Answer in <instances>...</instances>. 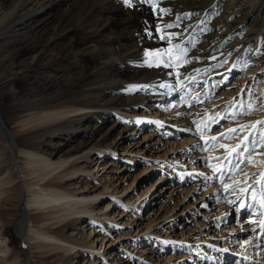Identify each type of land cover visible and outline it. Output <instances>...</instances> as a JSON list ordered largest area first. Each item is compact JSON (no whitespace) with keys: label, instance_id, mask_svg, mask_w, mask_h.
I'll return each instance as SVG.
<instances>
[{"label":"rangeland","instance_id":"rangeland-1","mask_svg":"<svg viewBox=\"0 0 264 264\" xmlns=\"http://www.w3.org/2000/svg\"><path fill=\"white\" fill-rule=\"evenodd\" d=\"M195 1L168 0L172 8L163 12L152 0H131V6L124 0H72L55 15L57 29L114 18L106 35L123 44L118 55L135 50L121 63L128 72L123 77L148 95L133 114L105 109L112 115L97 132L101 152L91 150L78 160L75 154L70 161L80 170L61 176L69 161L45 179L50 184L62 179L74 195L65 205L77 200L74 218L90 221L85 228L92 231L94 248L56 250L57 257H70L69 264H264V123H258L264 121V61L231 65L227 73L189 83L204 27L224 5L213 3L211 18L210 8L200 14L207 0ZM189 2L194 3L188 7ZM68 3L61 0L56 9ZM186 10L191 13L183 17ZM173 11L193 29L179 27V20L170 18ZM256 42L259 49L264 40ZM211 53L201 62L213 60ZM170 78L174 85L163 91ZM180 81L189 84L177 89ZM114 115L130 123L124 126ZM6 122L9 131L17 127L13 119ZM79 139L57 135L53 143L67 141L68 152ZM10 148L12 164L2 176L14 171L28 195L20 174L26 163ZM81 195L91 198L81 202ZM79 226L77 220L72 237H80ZM7 232L12 244L6 254L22 253L15 262H41L30 247L33 241L17 233L15 223Z\"/></svg>","mask_w":264,"mask_h":264},{"label":"bare ground","instance_id":"bare-ground-1","mask_svg":"<svg viewBox=\"0 0 264 264\" xmlns=\"http://www.w3.org/2000/svg\"><path fill=\"white\" fill-rule=\"evenodd\" d=\"M71 1L65 8L56 9L61 0H0V264H18L15 257L22 255L5 252L12 244L7 232L12 223L17 233L33 241L30 247L39 254L41 264H69V256L57 257L58 248L64 251H70L75 245L94 248L92 231L87 232L85 228L90 221L86 222L83 215L74 218L77 211H71L78 201L65 205L64 200L73 198V193L62 179L54 184L45 179L68 164L75 154L78 160L87 158L91 150L101 152L97 146L102 139L97 138V132L102 121L112 115L105 109L121 108L133 114L135 105L148 97L123 77L128 72L121 63L135 50L118 55L123 44L106 35L114 18L95 20L90 27L78 21L71 27L57 29L55 15L66 11ZM152 1L159 2L156 8L163 12L172 8L168 0ZM216 2L224 3L223 10L218 18L211 19L213 24L204 27L202 43L197 45L195 62L190 67L189 83L212 79L221 70L227 73L231 65L239 67L264 61V43L255 48L257 39L264 40V0H207L200 5V14L210 8V17H215L211 5ZM193 3L189 2L188 7ZM190 11L186 10L183 17ZM183 17L176 11L170 16L179 20L183 30L193 29ZM252 31L255 37L250 34ZM231 33L235 38L226 43ZM246 52L249 54L244 56ZM210 53L214 59L201 62ZM29 73L33 74L29 76ZM168 81L161 86L163 91L174 85L171 78ZM184 81L179 82L177 89L189 84ZM114 116L124 126L130 123L121 115ZM7 118L17 123L12 131L8 130ZM57 135L66 140L72 135L80 139L66 152L67 141L53 143ZM9 147L12 152H19L26 163L20 174L28 195L20 189L21 181L14 171L2 176L12 164ZM75 159L62 169L61 176H71L80 170L74 167ZM80 197L81 202L91 198L90 195ZM58 206L63 212L55 210ZM77 220L79 238L71 236ZM4 238L8 240L3 241Z\"/></svg>","mask_w":264,"mask_h":264},{"label":"snow or ice","instance_id":"snow-or-ice-1","mask_svg":"<svg viewBox=\"0 0 264 264\" xmlns=\"http://www.w3.org/2000/svg\"><path fill=\"white\" fill-rule=\"evenodd\" d=\"M145 2H147V0H145ZM124 3L131 6V0H124ZM153 7H155V5H153ZM168 27H171V25H168ZM161 38H164V37H161ZM258 123H264V121H261Z\"/></svg>","mask_w":264,"mask_h":264}]
</instances>
